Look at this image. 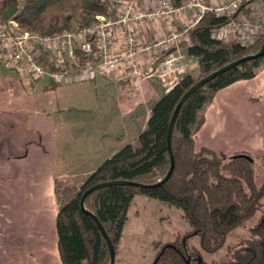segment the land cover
Wrapping results in <instances>:
<instances>
[{
  "label": "trees",
  "instance_id": "16d2710c",
  "mask_svg": "<svg viewBox=\"0 0 264 264\" xmlns=\"http://www.w3.org/2000/svg\"><path fill=\"white\" fill-rule=\"evenodd\" d=\"M22 1L17 21L24 29L43 33L71 28L73 16L88 25L96 15L107 13L101 0ZM20 2L0 0V21H6V10L19 7ZM175 4H179V0ZM229 19L207 13L189 30L190 43L186 45V52L196 59L198 76L184 74L153 104L146 128L132 143L107 158L80 187L57 180L56 226L62 264H109V246L96 220L86 210L97 216L117 250L130 205L138 194L180 209L191 226L190 235L199 237L200 248L195 246L193 250L189 248L187 237L178 236L172 243L154 242L157 250L154 264H211L201 251H217L234 229L258 212L260 215L250 228L251 237L241 245H229L226 260L215 264H264V181L257 184L255 158L248 152L228 155L206 147L198 150L195 143L216 93L236 81L256 76L264 67V54L219 74L184 102L172 135L173 173L168 180L156 184L171 166L168 129L183 95L200 79L262 48L264 33L248 46L238 39L226 41L215 37L213 31ZM113 180L156 185L101 187L86 197V210L81 208V198L87 189Z\"/></svg>",
  "mask_w": 264,
  "mask_h": 264
},
{
  "label": "crops",
  "instance_id": "0c3cea01",
  "mask_svg": "<svg viewBox=\"0 0 264 264\" xmlns=\"http://www.w3.org/2000/svg\"><path fill=\"white\" fill-rule=\"evenodd\" d=\"M192 15V12L186 13L171 22H147L139 28L140 43H155L169 33L172 24L178 27L180 23L190 21ZM124 39L123 29L118 28L115 51L121 52L124 49ZM164 54L165 48H152L139 56L138 60L145 65L148 60ZM187 57L191 61L190 67H194L196 59L188 54ZM127 68L122 64L111 77L103 76L94 81L68 84H56L49 77H44L39 85L44 89L66 85L71 86L73 92L86 91L83 97L87 104L85 111L88 113L96 112L91 104H95L96 109L104 108L107 115L120 109L124 116L131 118L135 129L134 137L128 139L132 143L146 128L153 104L169 89L165 83L153 77L143 80V87L138 91L130 80L121 77ZM18 81L21 89L26 91L19 77ZM85 83L96 87L99 105L93 100V93L88 91L89 88L83 87ZM98 84L103 88V93L98 92ZM104 136L107 140L114 137L109 134ZM116 136L113 150L108 153L116 154L122 148V140ZM63 143L56 141V133L49 119L42 122L34 118V113L27 114L22 110L15 114L0 112V264H62L56 226V182L63 180L76 186L83 184L82 181H74L76 170L70 173V170L64 169L63 165L68 161L59 160L60 148L65 149ZM195 143L198 150L206 147L228 155L248 152L264 156V67L253 78L236 81L216 93L206 110L205 122L196 134ZM94 167L93 164L91 168H87L82 173L83 176H88ZM263 178L261 176L258 183ZM131 214L141 218L144 216L147 224L138 226L140 234H135L137 226L136 221L130 220ZM172 219L180 223L181 229L177 227L171 233L162 235L163 223ZM153 224L160 227L158 235L147 234ZM190 229L191 226L183 218L180 209L159 199L138 194L130 205L116 257L125 241L133 238L134 243H137L136 248L140 242L148 245L151 255L143 264H154L155 255L152 248L149 249V240L172 241L176 234H183ZM139 235L142 236L138 238ZM147 236L149 237L145 239Z\"/></svg>",
  "mask_w": 264,
  "mask_h": 264
},
{
  "label": "built area",
  "instance_id": "2783aa9c",
  "mask_svg": "<svg viewBox=\"0 0 264 264\" xmlns=\"http://www.w3.org/2000/svg\"><path fill=\"white\" fill-rule=\"evenodd\" d=\"M175 1L101 0L107 13L96 15L90 24L40 34L24 29L17 21L21 0L15 15L0 21V59L30 94L36 92L44 77L56 84L94 81L99 75L111 76L122 64L128 68L121 77L133 85L154 77L171 89L181 80L185 66L180 42L205 14L230 18L213 31L219 39L226 40L233 34L248 46L264 33V0H179L177 5ZM190 12V21L181 28L172 24L169 33L155 43H140V26L160 20L171 22ZM118 28L123 29L125 38L121 52L114 50ZM160 47L165 48L164 55L155 56L145 65L138 60L144 52Z\"/></svg>",
  "mask_w": 264,
  "mask_h": 264
},
{
  "label": "rangeland",
  "instance_id": "374dc122",
  "mask_svg": "<svg viewBox=\"0 0 264 264\" xmlns=\"http://www.w3.org/2000/svg\"><path fill=\"white\" fill-rule=\"evenodd\" d=\"M183 24L184 23H180L177 28H181ZM70 25L71 28L74 29L85 26L80 22V18L78 16H73L70 19ZM30 31L38 32L40 34H52L61 30H55L49 33H43L34 30ZM233 39L237 38H235L233 34H229L226 38V41H230ZM189 43V36H187L186 39L180 42L182 52L186 56L185 66L181 75L183 76L184 74L191 72L195 76H198L197 64L194 67H190L191 61L187 57L186 45H188ZM44 60L46 61V58H44ZM97 77L98 79L103 78L102 75H99ZM143 84L144 82H140V84L134 85L138 87L137 89H139L138 91H140V89L143 87ZM83 87L89 88L88 91L93 93V100H95V102H98L97 104L99 105V100L96 96L97 90L94 84L91 85L85 83ZM167 88L170 89L169 86ZM71 89V86L66 85L53 87L50 89H44L39 85L36 92H34V94H30L27 90L26 92L24 89H21L17 74L12 69L8 68L3 62H0V112H11L15 114L16 112L22 110L26 111L27 114L34 113V118H38L42 122L46 121L47 119L51 120L53 124V131L56 133V141L65 143H63L65 149L63 150L62 148H60L59 150V160L66 159L68 161L67 164L63 165V167L65 166L64 169L70 170V173H73L74 170L77 171V176L74 178L75 182H84L86 178L93 171H95V169H97L108 157H112L114 153L111 154L108 152L113 150L112 148L114 147V142L117 140L115 136H119V140H122L120 143H122L121 147H123L124 145H126V143H129L128 139L134 137L133 135L135 133V129L134 127H132L133 124L131 122V118L126 115L124 116L120 109L117 112L113 111L112 114L107 115L104 113V108L100 107L96 109L94 107L95 104H91V106L93 105L92 109L96 110V112H86L85 107L87 104L85 98L83 97L86 95V91L73 92ZM98 92L103 93V88L99 84ZM24 113L25 112H23L22 114L25 115ZM107 134L114 136L113 139H104V135ZM86 141L87 143H85ZM251 155L256 160V181L258 185H261L264 181V178L260 183H258V179L260 180L261 176H264V156H258L256 154ZM93 164L95 165V167L93 168L94 170L91 171L88 176L84 177L82 173L84 171H87V168H91V165ZM61 181L63 183L69 184L68 181ZM259 215L260 212H258V214H256V216H254L253 218L246 221L242 226L234 229L227 236L224 245L217 251L209 253L202 250L201 254L203 255L204 259L211 264L225 261L227 258L226 250L229 245H241L245 240L251 237L250 228L256 223ZM130 220H133V222L136 221L135 226L137 227H135L134 229L135 234H140V227L138 226H142V223L147 224L144 222V216H142L141 218L138 216H133L131 214ZM177 227L178 229H181L180 223H177L175 219H172L165 224L163 223L162 235H164L166 232L171 233L172 229H176ZM159 228L160 227L157 226V224H153V228L149 229L147 234L158 235L161 232ZM190 234L191 229L183 234H176L175 238L172 241L165 239L159 241H150L149 239H147L149 240V249L150 247L152 248L153 254L155 255L156 259L157 250L153 246L154 242L172 243L178 236L182 238L187 237L186 240L188 242L190 250H193V247L195 246L196 248H200L199 237L197 235ZM141 236L142 235H139L138 238H140ZM149 236L145 237V239ZM132 239L133 238H130L128 241H125L124 245L122 246L123 249L116 257V264H143L146 258H150L151 254L148 250V245L140 242L138 248H136L137 243L136 241L134 243V240Z\"/></svg>",
  "mask_w": 264,
  "mask_h": 264
},
{
  "label": "water",
  "instance_id": "95a60500",
  "mask_svg": "<svg viewBox=\"0 0 264 264\" xmlns=\"http://www.w3.org/2000/svg\"><path fill=\"white\" fill-rule=\"evenodd\" d=\"M17 11V7H12L9 8L8 10H6V12L4 13V17L5 18H11L15 15ZM264 54V43L262 45V48L256 53V54H252L243 58H240L234 62H231L230 64L220 68L219 70L215 71L214 73L200 79L197 83H195L181 98V100L179 101V103L177 104L175 111L172 115L170 124H169V129H168V147H169V151L171 154V166L170 169L168 171V173L164 176V178H162L158 183L156 184H160L166 180H168L170 178V176L173 173L174 170V166H175V159H174V155H173V151H172V135H173V130H174V126H175V122L176 119L178 117V114L180 112V109L182 107V105L184 104V102L201 86H203L204 84H206L207 82H209L210 80H212L213 78L217 77L219 74L225 72L226 70L246 61V60H250V59H255L258 58L260 56H262ZM115 184H129V185H136V186H152V185H156V184H152V185H146V184H142V183H138V182H133V181H127V180H113V181H107V182H101L98 183L92 187H90L89 189H87L82 198H81V208L83 210H86L85 208V199L86 197L92 193L93 191L101 188V187H105V186H109V185H115ZM97 222L102 234L104 235L106 242L109 246V250H110V263L109 264H115L116 261V250L113 246V243L107 233V231L105 230V228L103 227V225L101 224V222L98 220L97 216L95 214H93L92 212L86 210Z\"/></svg>",
  "mask_w": 264,
  "mask_h": 264
}]
</instances>
